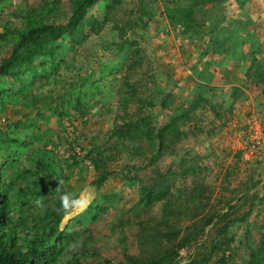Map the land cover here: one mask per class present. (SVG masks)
<instances>
[{
  "label": "rangeland",
  "instance_id": "1",
  "mask_svg": "<svg viewBox=\"0 0 264 264\" xmlns=\"http://www.w3.org/2000/svg\"><path fill=\"white\" fill-rule=\"evenodd\" d=\"M191 3L99 0L76 40L66 34L53 41L51 54L35 56L31 68L0 76V169L12 187L15 230L26 236L42 208L38 198L44 207L61 192L91 198L86 210L58 223L70 238L59 245L57 264H125L127 254L160 248L148 250L139 238L141 222L161 211L159 202L139 201L140 180L150 183L159 171L171 177L172 188L204 180L210 185L207 205L233 206L232 212L238 206L239 216L257 197L248 219L232 227L235 262H246L249 244L257 245L264 234V85L246 80L253 58L264 66V0L202 3L194 9V29L170 24L167 8ZM72 9L71 0H0V62L27 27V12L36 21L63 24ZM125 78L140 95L128 112L140 108L158 124L170 121L175 107L196 102L186 124L190 134L159 160L157 170L135 149H146L144 142L123 143L115 135L125 114L123 91L131 90ZM238 85L243 91L234 100ZM99 156L111 171L101 185L94 182L100 171L93 158ZM33 172L54 197L39 194L29 202ZM213 236L214 229L183 248L179 260ZM218 259L214 255L211 264Z\"/></svg>",
  "mask_w": 264,
  "mask_h": 264
},
{
  "label": "trees",
  "instance_id": "2",
  "mask_svg": "<svg viewBox=\"0 0 264 264\" xmlns=\"http://www.w3.org/2000/svg\"><path fill=\"white\" fill-rule=\"evenodd\" d=\"M61 0H55L59 3ZM73 9L66 23L53 24L44 21H36L32 13L27 12V27L19 32L17 42L14 44L12 53L0 62V76L9 75L15 69H29L33 66L34 57L37 55L51 54L53 41L68 34L76 40V34L81 29L86 18L87 11L99 0H71ZM191 5L167 8L166 17L170 24L183 25L186 29H194L198 25L194 9L207 2L223 0H191ZM3 35L0 34V37ZM123 35L121 34V37ZM130 79V77H129ZM246 80L264 85V66L258 58H253L246 72ZM125 84L131 90L124 89L121 102L125 114L121 116L122 125L115 129V135L119 141L125 143L129 140L142 141L145 148L136 146L135 149L148 160L149 166L157 170L159 160L166 154H172L175 146L190 134L186 124L196 112V102L189 107H175L177 112L170 121L158 124L152 119L151 113H146L140 108L134 114L128 112L131 101L139 100L138 91L131 86L130 80L125 78ZM243 91L241 86H234L233 98L237 100ZM124 94H127L124 95ZM205 100L204 97H200ZM154 102L149 101V107H154ZM163 107L168 106L166 99L162 102ZM100 155V154H99ZM101 156V155H100ZM93 158V163L99 176L94 181L101 185L111 174V171L103 167L101 157ZM29 172H24V177L29 178ZM159 176L150 183L140 180V202L152 205L159 202L160 215L153 216L147 221L141 222L139 238L141 244L148 243L149 249L161 246L156 250L148 251L145 255L127 254L125 264H211L214 255H218V264H239L234 261L232 253L231 230L239 222H245L251 214L256 196H251L252 202L248 211L238 215L239 207L232 212L230 208L209 207L206 195L210 191V185L205 181L195 180L191 186L172 188L170 176L161 171ZM30 186L26 193L29 194V202H32L39 194L55 196L52 190L41 184L39 175L34 173ZM138 180V177L133 178ZM59 193L53 199V204L43 206L39 214H33L34 222L28 225L26 236L22 237L15 230L12 220V212L15 203L13 201L12 187L0 169V264H57L60 258V244L69 240L70 236L65 231L58 229V223L64 217L60 205ZM206 196V197H205ZM233 214H237L233 217ZM214 229V236L209 244L201 245L185 261H180V251L198 243L200 237ZM155 245H152L153 242ZM150 244L152 246H150ZM200 248V247H199ZM249 257L241 264H264V234L257 245L249 244ZM229 252V253H228ZM79 263V261H77Z\"/></svg>",
  "mask_w": 264,
  "mask_h": 264
},
{
  "label": "clouds",
  "instance_id": "3",
  "mask_svg": "<svg viewBox=\"0 0 264 264\" xmlns=\"http://www.w3.org/2000/svg\"><path fill=\"white\" fill-rule=\"evenodd\" d=\"M63 181L59 180L57 190L62 186ZM60 205L65 214V219L71 218L73 214L78 212H82L87 209V207L91 203V198L89 195H85L81 193L79 196H75L74 194L64 192L60 197ZM35 204L38 207H43V202L41 199H37Z\"/></svg>",
  "mask_w": 264,
  "mask_h": 264
},
{
  "label": "crops",
  "instance_id": "4",
  "mask_svg": "<svg viewBox=\"0 0 264 264\" xmlns=\"http://www.w3.org/2000/svg\"><path fill=\"white\" fill-rule=\"evenodd\" d=\"M242 78H243V76H241V75H240V76H238V79H239V80H241Z\"/></svg>",
  "mask_w": 264,
  "mask_h": 264
}]
</instances>
